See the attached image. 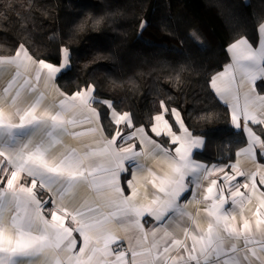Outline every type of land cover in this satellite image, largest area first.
<instances>
[{
    "label": "snow or ice",
    "instance_id": "1",
    "mask_svg": "<svg viewBox=\"0 0 264 264\" xmlns=\"http://www.w3.org/2000/svg\"><path fill=\"white\" fill-rule=\"evenodd\" d=\"M257 33L229 43L207 80L237 133L228 162L211 165L172 97L137 122L93 80L61 90L67 44L55 60L24 42L0 55V264H264V23ZM86 133L99 138L66 143Z\"/></svg>",
    "mask_w": 264,
    "mask_h": 264
},
{
    "label": "trees",
    "instance_id": "2",
    "mask_svg": "<svg viewBox=\"0 0 264 264\" xmlns=\"http://www.w3.org/2000/svg\"><path fill=\"white\" fill-rule=\"evenodd\" d=\"M89 11L117 15L80 31L76 26ZM137 20L148 26L131 40L129 23ZM260 23L264 0H0V55L24 42L34 56L55 60L67 44L71 66L57 80L63 91L93 80L100 98L137 122L172 97L190 130L204 133L198 159L227 163L226 145L237 133L207 80L228 63L229 43L241 36L258 40ZM207 112L216 118L198 119ZM239 146L231 145L233 154Z\"/></svg>",
    "mask_w": 264,
    "mask_h": 264
},
{
    "label": "crops",
    "instance_id": "3",
    "mask_svg": "<svg viewBox=\"0 0 264 264\" xmlns=\"http://www.w3.org/2000/svg\"><path fill=\"white\" fill-rule=\"evenodd\" d=\"M227 55L229 56L228 53H227ZM228 62H229V59H228ZM10 71H11V70H10ZM8 79H9V75H5V76H3L2 78H0V87H2L4 84H6V82H7ZM40 87L43 88V82H41ZM61 90H62V89H61ZM62 91H63V90H62ZM50 98H51V97H50ZM221 103H222V102H221ZM222 104H223V103H222ZM104 123H105V126L107 127L108 123H107V122H104ZM87 127H88V125L83 126V129H82V130H86ZM252 127H253L254 129L256 128V126H252ZM94 136H95L96 138H99V137H98V134L86 133V135H85L84 137L81 138V141H74V140H71V139H69V138H65V140H66V143L70 144L71 146L79 148L80 145H81V142H83V143H93V138H94ZM203 149H204V147H203L202 149H200V150H194V151L197 152L198 155H199V154H201V153L203 152ZM197 158H198V157H197ZM201 161H203V160H201ZM203 162H205V163H207V164H210V165H211V164H218V162H206V161H203ZM241 163H242V166L245 167V168H250V167H251V164H250L249 162H247V161L242 160ZM188 195L191 196V193H189ZM45 198H47V197L45 196ZM190 210H193V209L190 208ZM173 227H174V226H173ZM177 231H178V230H177ZM121 235H124V234L121 233ZM128 236L131 237V236H134V234H133V233H129ZM125 247H127V241H125Z\"/></svg>",
    "mask_w": 264,
    "mask_h": 264
},
{
    "label": "clouds",
    "instance_id": "4",
    "mask_svg": "<svg viewBox=\"0 0 264 264\" xmlns=\"http://www.w3.org/2000/svg\"><path fill=\"white\" fill-rule=\"evenodd\" d=\"M115 15H117V12L104 13V14H102V15H100V16H94L93 13H91V12L89 11V12H86V13H85V16L83 17V20L90 19V18H95V19H97V20L100 21V23H99L98 25H101V24H103V22L105 21L106 18H108V17H112V16H115ZM83 20H82V21H83ZM79 25H80V23L77 24L76 27H77L80 31H83L82 29L79 28ZM98 25H97V26H98Z\"/></svg>",
    "mask_w": 264,
    "mask_h": 264
},
{
    "label": "rangeland",
    "instance_id": "5",
    "mask_svg": "<svg viewBox=\"0 0 264 264\" xmlns=\"http://www.w3.org/2000/svg\"><path fill=\"white\" fill-rule=\"evenodd\" d=\"M141 20L133 21L129 23V38L135 39L136 36L138 35V30H139V24Z\"/></svg>",
    "mask_w": 264,
    "mask_h": 264
}]
</instances>
